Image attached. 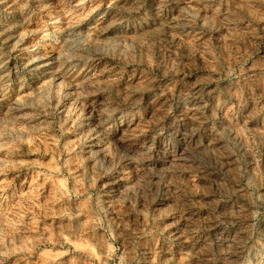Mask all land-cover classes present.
Listing matches in <instances>:
<instances>
[{
  "label": "rangeland",
  "instance_id": "374dc122",
  "mask_svg": "<svg viewBox=\"0 0 264 264\" xmlns=\"http://www.w3.org/2000/svg\"><path fill=\"white\" fill-rule=\"evenodd\" d=\"M0 264H264V0H0Z\"/></svg>",
  "mask_w": 264,
  "mask_h": 264
}]
</instances>
